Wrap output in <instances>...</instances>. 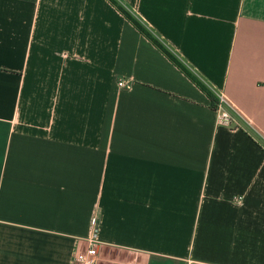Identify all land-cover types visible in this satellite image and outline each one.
Returning <instances> with one entry per match:
<instances>
[{
    "label": "crops",
    "instance_id": "crops-1",
    "mask_svg": "<svg viewBox=\"0 0 264 264\" xmlns=\"http://www.w3.org/2000/svg\"><path fill=\"white\" fill-rule=\"evenodd\" d=\"M120 1L235 123L109 0H0V264H264V0Z\"/></svg>",
    "mask_w": 264,
    "mask_h": 264
},
{
    "label": "trees",
    "instance_id": "trees-1",
    "mask_svg": "<svg viewBox=\"0 0 264 264\" xmlns=\"http://www.w3.org/2000/svg\"><path fill=\"white\" fill-rule=\"evenodd\" d=\"M134 26L157 46L193 83H195L208 97L209 105L216 109L218 97L213 89L207 85L185 62H183L165 43L162 42L137 16L127 9L119 0H109Z\"/></svg>",
    "mask_w": 264,
    "mask_h": 264
},
{
    "label": "built area",
    "instance_id": "built-area-1",
    "mask_svg": "<svg viewBox=\"0 0 264 264\" xmlns=\"http://www.w3.org/2000/svg\"><path fill=\"white\" fill-rule=\"evenodd\" d=\"M117 84L121 87H127L130 81L124 77L117 79ZM217 100V122L223 125H233L235 123V116L230 111L232 104L227 100L222 92H216ZM97 256V248L91 243L85 249L78 250L74 253V257L78 264H95Z\"/></svg>",
    "mask_w": 264,
    "mask_h": 264
},
{
    "label": "rangeland",
    "instance_id": "rangeland-1",
    "mask_svg": "<svg viewBox=\"0 0 264 264\" xmlns=\"http://www.w3.org/2000/svg\"><path fill=\"white\" fill-rule=\"evenodd\" d=\"M120 1V0H119ZM121 2V1H120Z\"/></svg>",
    "mask_w": 264,
    "mask_h": 264
}]
</instances>
